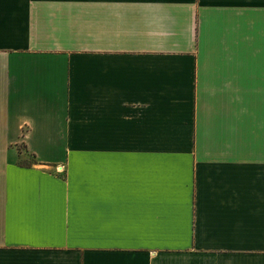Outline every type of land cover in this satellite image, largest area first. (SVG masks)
I'll return each mask as SVG.
<instances>
[{"label": "crops", "instance_id": "crops-1", "mask_svg": "<svg viewBox=\"0 0 264 264\" xmlns=\"http://www.w3.org/2000/svg\"><path fill=\"white\" fill-rule=\"evenodd\" d=\"M0 264H264V0H0Z\"/></svg>", "mask_w": 264, "mask_h": 264}, {"label": "rangeland", "instance_id": "rangeland-1", "mask_svg": "<svg viewBox=\"0 0 264 264\" xmlns=\"http://www.w3.org/2000/svg\"><path fill=\"white\" fill-rule=\"evenodd\" d=\"M21 148L24 149V148H23V145H21ZM32 160H34V159H33V157L30 155V156H26V158H24V159L22 160V162L28 163V162H31Z\"/></svg>", "mask_w": 264, "mask_h": 264}]
</instances>
